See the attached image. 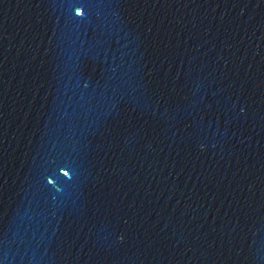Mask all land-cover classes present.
<instances>
[{
	"label": "water",
	"instance_id": "obj_1",
	"mask_svg": "<svg viewBox=\"0 0 264 264\" xmlns=\"http://www.w3.org/2000/svg\"><path fill=\"white\" fill-rule=\"evenodd\" d=\"M0 264H264V0H0Z\"/></svg>",
	"mask_w": 264,
	"mask_h": 264
}]
</instances>
